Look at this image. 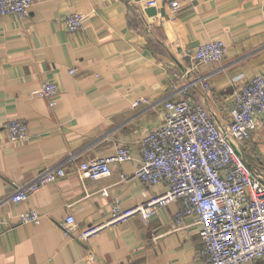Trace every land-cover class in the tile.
<instances>
[{
	"label": "crops",
	"instance_id": "0c3cea01",
	"mask_svg": "<svg viewBox=\"0 0 264 264\" xmlns=\"http://www.w3.org/2000/svg\"><path fill=\"white\" fill-rule=\"evenodd\" d=\"M146 1L34 0L24 18L0 16V264L201 263L195 219L175 225L181 201L147 223L135 215L108 224L112 204L118 198L132 209L167 191L165 184L123 177L137 171L141 141L164 123V103L181 88L226 125L235 87L264 70V0H183L174 13L170 0H159L152 16ZM74 12L87 18L70 33L65 18ZM213 39L225 43L224 58L196 62L194 51ZM45 81L58 84L51 99L39 96ZM141 98L148 103L134 106ZM12 118L29 123L27 140L9 142L5 124ZM121 143L130 145L133 158L113 165L111 176L79 173L82 163L115 155ZM236 146L264 181V130ZM60 166L62 179L12 201L18 189ZM31 209L40 221L22 223ZM70 215L75 223L67 234ZM95 227L93 236L81 238Z\"/></svg>",
	"mask_w": 264,
	"mask_h": 264
},
{
	"label": "built area",
	"instance_id": "2783aa9c",
	"mask_svg": "<svg viewBox=\"0 0 264 264\" xmlns=\"http://www.w3.org/2000/svg\"><path fill=\"white\" fill-rule=\"evenodd\" d=\"M71 1V0H69ZM34 0H0V16L28 15ZM183 0L168 1L171 13L178 11ZM147 6H160L159 0H147ZM87 15L74 12L65 18L66 29L74 33L82 29ZM226 45L220 39L202 43L193 53L198 63L221 61ZM71 73H74L72 70ZM205 89L210 83L203 82ZM59 92L55 81H45L39 96L51 99ZM178 98L164 103L165 118L141 141L140 164L132 177L148 186L165 184L166 192L137 205L123 209L115 198L108 224L126 221L135 215L147 223L162 208L181 201L175 219L176 227L187 217L199 226L204 243L200 264H252L264 260V181L248 166L237 149V143L249 140L253 133L264 130V70L252 80L235 87L234 105L228 122L219 126L206 107L195 102L188 87L179 90ZM148 103L141 98L134 106ZM55 105L54 101L50 102ZM10 143L27 140L29 123L12 118L5 124ZM133 158L130 145L121 143L115 155L82 163L78 171L91 179L111 176L113 165ZM66 175L64 167L46 169L12 196L14 203L29 198L48 183ZM104 195L109 191L104 189ZM22 223H38L40 213L31 209L20 217ZM73 215L67 217L64 228L72 233ZM99 227L89 228L82 239L93 236ZM90 264H107L92 261Z\"/></svg>",
	"mask_w": 264,
	"mask_h": 264
},
{
	"label": "water",
	"instance_id": "95a60500",
	"mask_svg": "<svg viewBox=\"0 0 264 264\" xmlns=\"http://www.w3.org/2000/svg\"><path fill=\"white\" fill-rule=\"evenodd\" d=\"M137 1H141V0H137ZM147 13L148 15L152 16V15H156L158 13V9L156 7H149L147 9ZM160 13L162 16H166V8L165 7H162L160 9Z\"/></svg>",
	"mask_w": 264,
	"mask_h": 264
},
{
	"label": "rangeland",
	"instance_id": "374dc122",
	"mask_svg": "<svg viewBox=\"0 0 264 264\" xmlns=\"http://www.w3.org/2000/svg\"><path fill=\"white\" fill-rule=\"evenodd\" d=\"M255 263V262H254Z\"/></svg>",
	"mask_w": 264,
	"mask_h": 264
}]
</instances>
